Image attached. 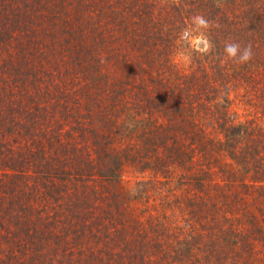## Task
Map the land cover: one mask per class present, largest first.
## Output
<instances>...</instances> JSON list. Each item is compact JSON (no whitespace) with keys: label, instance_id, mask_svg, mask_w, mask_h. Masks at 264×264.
<instances>
[{"label":"trees","instance_id":"1","mask_svg":"<svg viewBox=\"0 0 264 264\" xmlns=\"http://www.w3.org/2000/svg\"><path fill=\"white\" fill-rule=\"evenodd\" d=\"M122 1L127 8L131 6L133 12L132 19H122L126 26L145 38L147 44L151 38L163 37L160 35L161 17L157 20L150 10H140L146 4L144 0ZM209 1L215 3V8L209 9ZM180 2L174 6L176 13L168 16L172 17L173 39L177 38L176 32L181 27L189 24L193 15L203 14L212 23L207 30V37L213 45L211 52L198 54L201 62H197V75L189 73L180 78L182 84L193 85L191 88L198 90L199 95L203 96L204 92L205 102L200 101L197 107H190V113H187L190 118H187L180 107L181 102L177 100L178 96L175 94L172 97L175 116L174 120L170 119V126L175 125L176 133H182L189 122L192 126L190 134L197 139L198 135H208L201 124L217 109L218 90H215L218 84L223 81L239 84L243 78L252 82L253 77L248 74L253 69L254 61H259L264 68V30H260L263 25L259 22V16L263 19L264 14L260 12L258 16L255 10L257 3L252 0H228L225 7L221 0ZM109 5H112L111 2L104 8L108 9ZM95 7L96 3L89 0H0V162L3 164V172L0 173V264H125L123 255L114 258L115 254L108 251L97 254L96 249L101 242L106 241L108 247L115 244L116 239L108 235L104 240L95 232L93 222L87 223L84 219L74 222L67 216H77L81 209H87L97 201L112 205L119 196L118 191H121V170L129 159L125 152L118 151L113 156L108 151L112 149L108 146L110 140L119 138L118 132H113L111 128L114 126L118 130L127 123L120 125L123 119L121 112L126 113L121 104H125L126 98H118L120 94L115 92V86L107 83L105 69L97 59L92 43L85 42L91 9ZM48 12L52 13V18ZM232 33L234 41L242 46L252 45L253 60L244 67L236 64L232 68L228 65L224 67L219 60H215L226 57L221 44L225 41L221 38ZM209 59L217 64L213 66ZM80 78L81 83H78ZM195 78L200 82L190 84L189 80ZM96 83H100V86ZM76 85L78 88H75ZM97 88L99 98L95 99ZM116 94L118 96L115 97ZM261 94L258 95L259 109L262 105L260 111L264 114V92ZM160 100L162 103V97ZM132 101L135 104L132 110L138 109L135 114L137 121L142 120L139 131L147 140L143 141L153 145L152 149L159 142L162 145L165 141L160 135V125L152 124L155 121L152 114L162 111V107ZM229 106L221 109L228 110ZM94 109L96 116L99 113L103 116L98 119L102 122L101 133L98 132L100 140L90 148L89 144H79L76 136H81L85 129L89 130L90 125L96 123ZM222 113L213 117L215 129L226 128L221 121ZM108 122L110 126H107ZM67 124L69 129H65ZM232 131L247 144L253 141L254 145L255 139L259 143L264 138V130L256 126L253 120L233 126ZM64 132L71 139L67 143L60 140ZM94 133L97 135L95 128ZM30 138L33 139L32 147L36 154L34 156L29 150L32 157L24 162L20 157H23L24 149L26 154L31 146L16 150L13 144ZM211 141L214 142L213 139ZM227 141L228 138L221 143ZM48 148L51 149L50 156L45 154ZM92 149L97 154L92 155ZM53 150H57L56 154ZM234 153L236 155V151ZM190 156L191 153L187 152L183 158L188 165ZM35 158V163L46 162L44 173H39L37 168L32 169L33 172L27 171L31 159L33 161ZM256 159V163H262L257 154ZM55 160L65 161L66 165L70 162L77 164L78 172L65 174L67 170L64 168L59 172ZM80 168H89L90 172L85 176L79 172ZM186 174L190 177L188 172ZM57 176L61 184L63 177L70 181V188L63 185L60 194L55 192L58 189L53 182ZM91 179H95V187L90 185ZM64 194L70 197L63 198ZM67 199L69 201L63 203ZM36 201L41 203L35 205ZM70 221L76 223L77 227L73 231L67 229L65 233L62 228L68 227L61 222ZM83 225H87L86 231ZM54 228H57L55 233L52 231ZM198 262L202 264L200 260Z\"/></svg>","mask_w":264,"mask_h":264},{"label":"rangeland","instance_id":"2","mask_svg":"<svg viewBox=\"0 0 264 264\" xmlns=\"http://www.w3.org/2000/svg\"><path fill=\"white\" fill-rule=\"evenodd\" d=\"M89 1L96 3V7L91 9L92 16L87 25L85 42L92 43V49L105 69V80L115 86V92L120 94L118 98H126L121 107H125L126 113L131 114L127 116L121 112L123 119L120 125L127 121L123 125L125 127L119 128V131L114 126L111 128L113 132H118L119 138L109 139L108 146L112 149L108 151L113 156L118 151L125 152L129 159L121 170V191H118L119 196L112 205L97 201L87 209H81L77 216H67L74 222L81 219L87 223L93 222L95 232L103 236L104 240H107L108 235L116 239V243L108 247L106 241L101 242L96 249L97 254L108 251L115 254L114 258L116 255H123L125 264H200L199 260L202 264H264V138L259 143L255 139L254 145L253 141L247 144L232 131L233 126L247 120H253L256 126H261L264 130V114L261 112L262 105L261 111L259 109L258 96L264 92L262 64L254 61L255 64L251 66L253 69L248 76L253 77L252 82L243 78L239 84L224 81L218 84L215 90H218L217 109L213 116H208L201 124L204 131H207V136L201 134L197 139L193 137L189 122L185 124L186 129L182 133H176L175 125L171 127L169 124L170 119L174 120L175 116L172 112L173 95L178 96L177 100L181 102L180 107L187 118H190L187 115L190 107H197L200 101L205 102L204 92L203 96L199 95L198 90L191 88L193 85L189 86L185 82L182 84L180 79L181 75L189 73L197 75V62H201L199 53L180 39L182 30L190 24L191 19L188 25L176 32L177 38H172L175 32L173 33L170 24L172 17L168 16L176 13L174 6L180 4V0H144L146 4L140 10H150L152 17L155 15L157 20L159 17L162 20L160 35L163 37L151 38L149 44L132 27L122 22L124 17L132 19L131 6L127 8L122 0ZM221 1L225 7L228 0ZM108 2L112 5L105 9L104 5ZM252 2L257 3L255 10L258 16L260 12L264 14V0ZM207 6L213 9L216 5L209 1ZM111 8V13H108ZM48 16L53 17L51 12H48ZM259 22L263 25L260 30H264V15L263 19L259 16ZM234 39V33L221 38L225 41L221 42L223 52L224 45ZM79 41L80 39L77 40ZM215 60L229 68L236 64L231 60L227 61L226 57ZM208 61L213 66L217 64L211 59ZM80 80L81 78L78 83H81ZM189 82L192 84L200 81L195 78ZM178 83L181 85L178 86ZM96 84L100 86V83ZM95 90V99H98L99 88ZM132 100L139 101L141 105L162 107V111L152 114L154 123L150 121L152 124L159 123L160 135L165 141L162 145L159 142L152 149L153 145L144 142L147 140L139 131L142 120L137 121L135 114L138 109L132 110L135 107ZM226 106H229L228 110L221 109ZM221 113V121L226 128L215 129L213 117L220 116ZM94 114L96 123L90 125V131L85 129L81 136H76L79 144H89L90 148L100 140L101 133V121L98 119L103 114L96 116L95 109ZM143 127L142 124V129ZM69 128L67 124L65 129ZM94 128L97 135L92 134ZM226 138L228 141L222 144L221 141ZM60 140L67 143L71 139L64 132ZM13 145L16 150L25 148L26 145L31 146L26 154L24 149V155L20 157L24 162L32 157L29 150L34 156L36 154L32 138ZM50 151L48 148L45 154L50 156ZM56 151L53 150V153L56 154ZM91 152L94 155L93 149ZM187 152L191 153L189 165L183 159ZM256 154L262 163H256ZM32 159L27 171L33 172L37 168L39 173H44L46 162L35 163L37 158ZM54 164L59 172L66 169L65 174L78 172L77 164L73 162L66 165L65 161L55 160ZM2 165L0 162V173L3 172ZM80 169L79 172L86 176L89 168ZM58 176L55 178L56 182H53L58 189L55 192L60 194L63 185L70 188V181L63 177L61 184ZM89 183L94 187L97 185L95 179H91ZM64 197L70 196L64 194ZM63 201L66 203L69 199ZM37 202L40 201L34 204ZM74 222H61L68 227L62 230L65 233L67 229L75 230L77 226ZM86 226L83 225L84 231ZM56 230L54 228L52 231L55 233ZM106 231L110 233L105 234Z\"/></svg>","mask_w":264,"mask_h":264},{"label":"clouds","instance_id":"3","mask_svg":"<svg viewBox=\"0 0 264 264\" xmlns=\"http://www.w3.org/2000/svg\"><path fill=\"white\" fill-rule=\"evenodd\" d=\"M212 27L210 21L203 15H193L190 24L185 27L180 39L201 55H207L212 50V42L208 39L206 31ZM224 53L227 59L236 64H246L253 58L252 45L242 46L240 42L231 41L224 45Z\"/></svg>","mask_w":264,"mask_h":264}]
</instances>
